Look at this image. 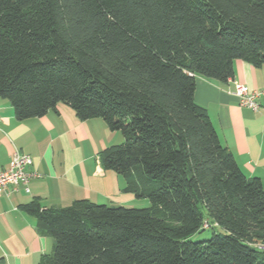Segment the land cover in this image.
<instances>
[{"label": "trees", "instance_id": "trees-1", "mask_svg": "<svg viewBox=\"0 0 264 264\" xmlns=\"http://www.w3.org/2000/svg\"><path fill=\"white\" fill-rule=\"evenodd\" d=\"M236 61L264 67V0H0V99L17 121L103 119L124 137L103 168L151 204L21 205L55 242L39 264H264L263 185L195 102Z\"/></svg>", "mask_w": 264, "mask_h": 264}, {"label": "crops", "instance_id": "crops-1", "mask_svg": "<svg viewBox=\"0 0 264 264\" xmlns=\"http://www.w3.org/2000/svg\"><path fill=\"white\" fill-rule=\"evenodd\" d=\"M235 83L251 91L264 89V67L236 61L234 77L227 83L197 80L195 102L204 107L224 147L242 172L257 178L264 188V97L260 108L241 107ZM124 137L109 130L105 121H81L73 109L59 104L42 118L17 121L11 104L0 99V170L9 167L18 151L33 164L29 192L12 187L0 196V264H39L52 255L54 240L42 232L21 205L39 200L43 208L62 209L76 201L135 208L138 199L124 192L125 180L103 168L100 154L120 145Z\"/></svg>", "mask_w": 264, "mask_h": 264}, {"label": "built area", "instance_id": "built-area-1", "mask_svg": "<svg viewBox=\"0 0 264 264\" xmlns=\"http://www.w3.org/2000/svg\"><path fill=\"white\" fill-rule=\"evenodd\" d=\"M235 96L241 107L258 111L260 108L258 101L264 97V89L251 91L245 85L235 83ZM32 164L33 160L29 155L16 151L12 156L9 167L5 170H0V196L5 194L10 187L18 190L20 186H23L29 192L28 183L31 176L26 170Z\"/></svg>", "mask_w": 264, "mask_h": 264}, {"label": "rangeland", "instance_id": "rangeland-1", "mask_svg": "<svg viewBox=\"0 0 264 264\" xmlns=\"http://www.w3.org/2000/svg\"><path fill=\"white\" fill-rule=\"evenodd\" d=\"M150 205L151 204H150V201L148 199H141V200L138 199L137 204H135V209H145V208L150 207ZM215 231L219 234H225V231H223L220 228H216ZM212 235H213V230L208 229L202 233L196 234L195 236H193L191 238V240L193 242L207 241V240H210L212 238Z\"/></svg>", "mask_w": 264, "mask_h": 264}]
</instances>
